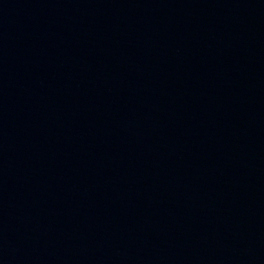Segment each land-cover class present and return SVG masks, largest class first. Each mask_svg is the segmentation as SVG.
<instances>
[{"label": "water", "instance_id": "water-1", "mask_svg": "<svg viewBox=\"0 0 264 264\" xmlns=\"http://www.w3.org/2000/svg\"><path fill=\"white\" fill-rule=\"evenodd\" d=\"M0 264H264V0H0Z\"/></svg>", "mask_w": 264, "mask_h": 264}]
</instances>
